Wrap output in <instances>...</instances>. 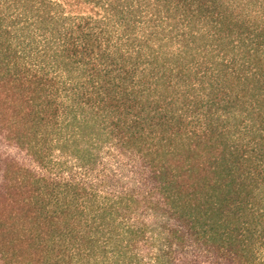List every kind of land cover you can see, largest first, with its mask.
<instances>
[{"label":"trees","instance_id":"1","mask_svg":"<svg viewBox=\"0 0 264 264\" xmlns=\"http://www.w3.org/2000/svg\"><path fill=\"white\" fill-rule=\"evenodd\" d=\"M0 264H264V0H0Z\"/></svg>","mask_w":264,"mask_h":264}]
</instances>
